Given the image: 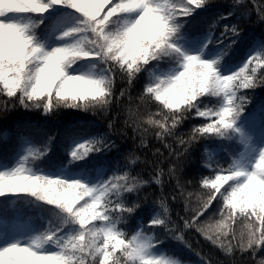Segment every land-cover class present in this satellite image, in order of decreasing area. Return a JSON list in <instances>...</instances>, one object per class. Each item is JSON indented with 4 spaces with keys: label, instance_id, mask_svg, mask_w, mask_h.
<instances>
[{
    "label": "snow or ice",
    "instance_id": "obj_1",
    "mask_svg": "<svg viewBox=\"0 0 264 264\" xmlns=\"http://www.w3.org/2000/svg\"><path fill=\"white\" fill-rule=\"evenodd\" d=\"M0 96V264H264V2L0 0Z\"/></svg>",
    "mask_w": 264,
    "mask_h": 264
},
{
    "label": "trees",
    "instance_id": "obj_2",
    "mask_svg": "<svg viewBox=\"0 0 264 264\" xmlns=\"http://www.w3.org/2000/svg\"><path fill=\"white\" fill-rule=\"evenodd\" d=\"M249 2H251V0H249ZM260 2H264V0H260ZM249 27L255 31L261 30L256 26H249ZM6 99H7L6 96H0V101L6 100ZM0 107H2V105H0ZM23 113H24V110L22 108H18L15 111L9 112L6 117L0 116V130L10 125L13 121L17 119L18 116H21ZM39 115H42V114L40 113L34 114L33 119H35ZM97 127H99L101 130L103 129V125L98 124ZM0 135H3L2 131H0ZM129 136H131V133H129ZM120 144L123 148H131L132 142H131V139L127 141L122 140L120 141ZM156 148H160L161 151H165L162 145H160L155 140H153L151 148L148 150L149 158H151V152L155 150ZM135 155L141 157V159L144 158L143 151H136ZM197 175L198 173L194 166L190 165L186 169V179L191 180ZM153 191L155 192L156 189H153ZM9 210L11 211L12 209H9ZM176 210H179V208L178 207L174 208L173 214ZM191 240L193 243V247L198 248V250L201 252L202 255L206 257L211 256L213 260L217 258L224 259L225 254L222 252V250H220L218 246H213L211 242L206 241L202 236H199L198 234H193L191 235ZM197 240L200 241L199 244L196 243ZM178 251L180 252V256H179L180 259L192 262L194 264H199V257H197L194 252L189 251L188 249H184V248H180L178 249ZM237 255L239 256L240 254L237 253ZM226 264H227V261H226Z\"/></svg>",
    "mask_w": 264,
    "mask_h": 264
},
{
    "label": "rangeland",
    "instance_id": "obj_3",
    "mask_svg": "<svg viewBox=\"0 0 264 264\" xmlns=\"http://www.w3.org/2000/svg\"><path fill=\"white\" fill-rule=\"evenodd\" d=\"M192 264H194V263H192Z\"/></svg>",
    "mask_w": 264,
    "mask_h": 264
}]
</instances>
